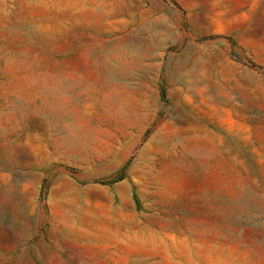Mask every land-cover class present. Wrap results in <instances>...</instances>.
<instances>
[{"label":"rangeland","instance_id":"374dc122","mask_svg":"<svg viewBox=\"0 0 264 264\" xmlns=\"http://www.w3.org/2000/svg\"><path fill=\"white\" fill-rule=\"evenodd\" d=\"M0 264H264V0H0Z\"/></svg>","mask_w":264,"mask_h":264},{"label":"trees","instance_id":"16d2710c","mask_svg":"<svg viewBox=\"0 0 264 264\" xmlns=\"http://www.w3.org/2000/svg\"><path fill=\"white\" fill-rule=\"evenodd\" d=\"M124 179V177H119V178H117L116 180H113L112 182H111V184H115V183H117V182H120V181H122ZM104 184H108V182H103ZM134 200H135V202H136V204L137 205H139V199L137 198V196H134Z\"/></svg>","mask_w":264,"mask_h":264}]
</instances>
